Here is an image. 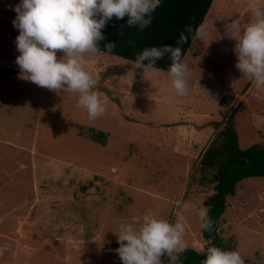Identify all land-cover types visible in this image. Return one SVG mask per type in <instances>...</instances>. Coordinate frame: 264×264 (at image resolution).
<instances>
[{
  "label": "rangeland",
  "instance_id": "rangeland-1",
  "mask_svg": "<svg viewBox=\"0 0 264 264\" xmlns=\"http://www.w3.org/2000/svg\"><path fill=\"white\" fill-rule=\"evenodd\" d=\"M18 2L0 0V264H122L113 232L146 212L182 217L187 248L209 245L196 214L175 202L205 206L214 192L200 159L228 119L241 148L264 143V90L235 67L234 41L224 34L229 17L246 21L264 0H214L206 38L194 37L184 57L190 92L183 97L167 71L132 72L133 61L98 52L85 66L99 75L106 106L94 120L74 94L20 77ZM90 129L105 132L106 142ZM218 234L245 264H264V176L238 183Z\"/></svg>",
  "mask_w": 264,
  "mask_h": 264
},
{
  "label": "clouds",
  "instance_id": "clouds-1",
  "mask_svg": "<svg viewBox=\"0 0 264 264\" xmlns=\"http://www.w3.org/2000/svg\"><path fill=\"white\" fill-rule=\"evenodd\" d=\"M161 3L162 0H19L12 6L16 13L12 23L18 29L15 45L19 55L15 62L20 77L55 92L74 94L77 105L90 120L102 116L106 106L98 95L99 75L94 77L85 67L97 63L100 42L106 39L102 29L114 17H126L129 27L143 31ZM250 14L246 21L239 16L229 17L224 34L234 41L235 67L255 87L264 90V3L252 4ZM206 35L205 27L200 26L195 38L202 42ZM104 46L109 51L115 47L112 41ZM58 51L62 53L59 58ZM166 56L171 61L167 69L171 89L178 96L188 95L190 67L179 46L145 47L137 54L131 70L155 69L156 62ZM258 99L264 100V96ZM175 203L196 214L202 231L212 230L207 206L197 207L182 199ZM185 231L182 217L169 220L146 212L119 223L113 232L119 245L114 251L122 264H165L164 257L167 264H183ZM201 252L202 264H245L238 250L209 244Z\"/></svg>",
  "mask_w": 264,
  "mask_h": 264
},
{
  "label": "trees",
  "instance_id": "trees-1",
  "mask_svg": "<svg viewBox=\"0 0 264 264\" xmlns=\"http://www.w3.org/2000/svg\"><path fill=\"white\" fill-rule=\"evenodd\" d=\"M212 3L213 0H162L160 7L152 14L151 24L143 31L136 26L129 27L125 23L126 17H114L102 29L106 39L100 42L99 52L134 62L145 47L167 44L181 47L184 58ZM110 41L114 42L115 47L109 51L104 45ZM170 63L166 56L156 62L155 69L167 71ZM89 131L93 140L101 144L106 142L105 132L96 129ZM200 165L201 169L210 173L214 188V192L204 200V205L210 209L212 230L202 231L200 228L202 237L208 244L231 249L229 241L218 234V221L226 208L227 197L235 194L240 181L264 176V143L241 148L237 131L228 119L204 149ZM118 246L115 245V248ZM163 259L167 264V257ZM181 259L183 264H202L204 255L201 251L187 248Z\"/></svg>",
  "mask_w": 264,
  "mask_h": 264
},
{
  "label": "crops",
  "instance_id": "crops-1",
  "mask_svg": "<svg viewBox=\"0 0 264 264\" xmlns=\"http://www.w3.org/2000/svg\"><path fill=\"white\" fill-rule=\"evenodd\" d=\"M213 2H214V0H213ZM212 6V5H211ZM210 10V9H209ZM209 12V11H208ZM189 49V48H188ZM188 51V50H187ZM187 53V52H186ZM186 55V54H185ZM185 57V56H184ZM184 59V58H183ZM173 124V123H172ZM168 125H171V124H168Z\"/></svg>",
  "mask_w": 264,
  "mask_h": 264
}]
</instances>
